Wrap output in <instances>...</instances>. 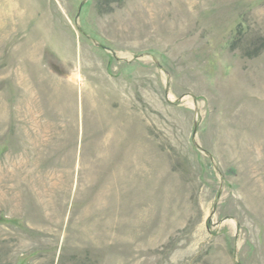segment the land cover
Here are the masks:
<instances>
[{
	"label": "rangeland",
	"instance_id": "rangeland-1",
	"mask_svg": "<svg viewBox=\"0 0 264 264\" xmlns=\"http://www.w3.org/2000/svg\"><path fill=\"white\" fill-rule=\"evenodd\" d=\"M0 264H264V0H0Z\"/></svg>",
	"mask_w": 264,
	"mask_h": 264
}]
</instances>
